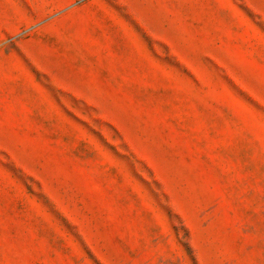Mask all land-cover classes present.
<instances>
[{
    "label": "rangeland",
    "instance_id": "374dc122",
    "mask_svg": "<svg viewBox=\"0 0 264 264\" xmlns=\"http://www.w3.org/2000/svg\"><path fill=\"white\" fill-rule=\"evenodd\" d=\"M0 38V264H264V0H0Z\"/></svg>",
    "mask_w": 264,
    "mask_h": 264
},
{
    "label": "crops",
    "instance_id": "0c3cea01",
    "mask_svg": "<svg viewBox=\"0 0 264 264\" xmlns=\"http://www.w3.org/2000/svg\"><path fill=\"white\" fill-rule=\"evenodd\" d=\"M23 17H24V19L27 21V9H25V10L23 11ZM26 27H27V25L22 26V28H26ZM2 40H3V39L0 38V42H1Z\"/></svg>",
    "mask_w": 264,
    "mask_h": 264
}]
</instances>
